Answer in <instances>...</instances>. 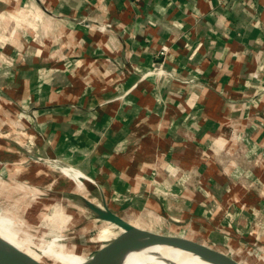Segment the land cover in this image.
<instances>
[{"label":"crops","instance_id":"crops-1","mask_svg":"<svg viewBox=\"0 0 264 264\" xmlns=\"http://www.w3.org/2000/svg\"><path fill=\"white\" fill-rule=\"evenodd\" d=\"M162 45L166 76L148 74ZM4 153L30 225L50 161L83 188L47 186L264 264V0H0Z\"/></svg>","mask_w":264,"mask_h":264},{"label":"bare ground","instance_id":"bare-ground-1","mask_svg":"<svg viewBox=\"0 0 264 264\" xmlns=\"http://www.w3.org/2000/svg\"><path fill=\"white\" fill-rule=\"evenodd\" d=\"M61 171L62 174L72 182L73 188H76L77 184L72 179L74 177L76 178L77 176L81 177V174L76 169H69L68 167L62 168ZM20 187L23 189H28V191L31 193L35 192L34 188H27L24 185H20ZM0 189V194L5 192L7 195L9 190L13 188H11L9 184L5 185L4 182L0 181ZM6 199L7 198H5V200ZM8 201L9 203L6 202L2 208L0 207L1 242L26 254V256L39 263H42L44 260H46L45 258L50 259V257L43 252L44 249L42 248L47 243L57 244L58 248L60 249L61 256L63 255L68 259V264L89 263L91 257L78 253L77 250L80 249L78 246L61 241L63 236L57 231H61L63 227L67 226L66 221L68 220L67 217H63L61 209L57 211L55 209L51 215L45 217L46 221L42 220L39 223L41 227H46L47 225H52L51 223L56 221L60 226L59 229L57 228L56 231L53 232L54 234L50 239L44 240L41 238V235H37L35 238L27 236L30 230L26 226V219L24 217H20L16 212L14 201ZM25 210L28 212L27 208ZM16 216H18L19 219ZM115 228H117L116 234L113 232ZM121 231L122 229L120 227L110 222L101 223L100 228L92 241H107L113 239ZM111 260L114 263L117 262V264H217L214 261L202 258L192 251L177 246L164 244L151 238L140 237L135 238L129 244L122 247L114 257L109 259V261ZM35 261L30 262V264H37ZM51 261L52 264H55L53 260Z\"/></svg>","mask_w":264,"mask_h":264},{"label":"rangeland","instance_id":"rangeland-1","mask_svg":"<svg viewBox=\"0 0 264 264\" xmlns=\"http://www.w3.org/2000/svg\"><path fill=\"white\" fill-rule=\"evenodd\" d=\"M3 157H7V154H0V156ZM4 162V163H3ZM3 162H1L0 159V172L3 173V178L7 177L3 168L6 163V161L4 160ZM40 167H43V169H48V172L45 170H40L39 169V176L42 177L44 180H42V182L47 183L50 182V180L53 178L55 180H57L60 176L62 175V168L67 167L66 165H57V163H51L50 161L47 162H42V164H40ZM45 166V167H44ZM52 167V168H51ZM61 167V168H60ZM69 169H73V167H68ZM47 174H46V173ZM1 176V174H0ZM49 177V179L47 178ZM2 178V176L0 177ZM66 178V177H65ZM80 176H77L76 178L74 177L72 180H74L77 184V187L79 189L83 188L82 183L80 182ZM67 179V178H66ZM40 180V179H38ZM41 181V180H40ZM42 184L40 185V190H39V194L42 197L41 199L47 202H44L42 204H48V208H43V207H35L36 209L39 207L40 210H36V213H43L46 215H50L49 213L51 212V204H52V199L51 196L53 194H57L62 196L63 198V203H64V213L67 217V221L66 224L67 226L64 227L63 231H57L58 233H60L63 237L62 240L63 242H67V243H71V244H75L76 246H78V248H80L79 250H77L78 253L82 254V255H86L91 257L102 245L106 244L108 241H92V239H94L95 235L97 234L101 222L98 220H95V213L93 211H91L86 204L84 203V199L76 194V193H72L69 192V190L66 191H62L61 188L59 191V188L56 187H50L47 186V184ZM68 183L65 182L63 185V188H68ZM23 189V188H22ZM24 190V189H23ZM55 191V192H54ZM90 195H87V197L89 198L92 197L93 195L96 193L94 191V186L91 187V189H89ZM21 193V192H20ZM16 195V194H15ZM17 196V195H16ZM12 198V194L11 196L7 195L6 197L4 196H0V207L2 208V206L5 205L6 202L9 203V198ZM76 198L78 200H80L79 203H77L78 201L75 202H70L69 200ZM86 197V198H87ZM5 198H7L5 200ZM97 200V199H96ZM96 200H93L94 203L97 204H101V202H98ZM72 201V200H71ZM80 204V205H79ZM46 206V205H44ZM85 206V207H84ZM53 211V210H52ZM17 212V211H16ZM63 213V212H62ZM18 218V216H16ZM26 219V217H24ZM19 219V218H18ZM21 220V219H20ZM27 228L30 230L27 234V236L31 237V238H35V236L37 235H41V238L44 240H48L53 236V232H55L56 230H52V229H46L45 227H41L40 225H30L28 223V221H25ZM40 226V227H39ZM113 232L116 234L117 232V228H115L113 230ZM36 234V235H34ZM200 242V241H199ZM44 250L43 252L50 257L51 260L54 261L55 264H68L69 261L67 258H65L63 255L61 256V252L60 249L58 248L57 244L55 243H47L46 245H44L42 247ZM223 253H226L227 255H229V252L227 248H217V247H213ZM42 250V249H41ZM230 256V255H229ZM234 256V255H232ZM234 259H237L240 263L242 264H256L254 261H250L247 258L246 253H244L243 251L239 252L236 254V257H233ZM46 260H44L42 262V264H52V261L48 258H45Z\"/></svg>","mask_w":264,"mask_h":264},{"label":"water","instance_id":"water-1","mask_svg":"<svg viewBox=\"0 0 264 264\" xmlns=\"http://www.w3.org/2000/svg\"><path fill=\"white\" fill-rule=\"evenodd\" d=\"M86 206L95 213V217L99 220L110 222L122 229L113 239L102 245L92 256L88 264H117L110 258L114 257L118 251L133 241L135 238H151L158 242L177 246L192 251L204 259L216 262L217 264H241L233 257L223 253L212 246L204 245L197 241L168 234L156 233L150 230L140 228L118 214L110 211L106 207H97L90 202L85 203ZM26 254L16 250L15 248L0 241V264H30L34 262ZM37 264H42L35 261Z\"/></svg>","mask_w":264,"mask_h":264},{"label":"built area","instance_id":"built-area-1","mask_svg":"<svg viewBox=\"0 0 264 264\" xmlns=\"http://www.w3.org/2000/svg\"><path fill=\"white\" fill-rule=\"evenodd\" d=\"M132 2H137L139 0H131ZM168 47L166 45H162L160 49L157 51L154 57V62H152V67L148 74H155L156 76H166L164 69L165 56L167 54ZM254 76H257L256 73H253Z\"/></svg>","mask_w":264,"mask_h":264}]
</instances>
